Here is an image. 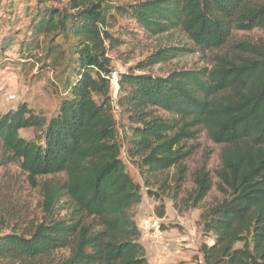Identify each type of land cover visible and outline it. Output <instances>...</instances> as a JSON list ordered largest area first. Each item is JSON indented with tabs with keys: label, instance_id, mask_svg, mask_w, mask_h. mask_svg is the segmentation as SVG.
<instances>
[{
	"label": "trees",
	"instance_id": "16d2710c",
	"mask_svg": "<svg viewBox=\"0 0 264 264\" xmlns=\"http://www.w3.org/2000/svg\"><path fill=\"white\" fill-rule=\"evenodd\" d=\"M53 1L60 6L38 9L31 34L48 41L45 56L65 76V96L48 120L24 103L0 113V167L14 164L31 180L64 174L66 181L42 185L39 224L0 231V264H39L62 250L69 256L55 264H148L131 214L141 189L126 171L122 150L147 189L165 187L161 176L173 169L179 186L191 153H182L181 143L199 128L222 146L215 175L223 198L201 214L202 235L212 238L199 249L203 262L264 264V49L235 43L209 67L145 74L180 55L168 48L117 74L115 103L129 123L123 143L111 109L107 55L124 43L112 31L115 15L145 34L180 30L200 50L222 51L234 31L264 33V0H133L113 6L115 15L100 0ZM27 47L19 50L22 56L31 52ZM29 129L35 140L19 136ZM192 182L198 205L212 179L201 168ZM67 209L69 216H61ZM156 214L163 218V207Z\"/></svg>",
	"mask_w": 264,
	"mask_h": 264
},
{
	"label": "rangeland",
	"instance_id": "374dc122",
	"mask_svg": "<svg viewBox=\"0 0 264 264\" xmlns=\"http://www.w3.org/2000/svg\"><path fill=\"white\" fill-rule=\"evenodd\" d=\"M99 1V0H95ZM106 12L113 14L112 7L125 5L133 0H100ZM43 5L60 6L53 0H0V113L15 109L24 103L35 113L50 119L57 113L62 94L60 70L51 65L45 56L47 40L34 39L31 23L37 10ZM112 31L122 43L108 52L112 74L110 77V96L112 114L116 122L118 139L123 143V132L129 124L126 116L115 103L118 93L117 74L125 73L129 68L144 61L151 54L165 49H180L178 57L168 62L146 68L145 74L165 77L173 71L201 69L210 66L214 55L231 50L235 43L246 42L264 49V33L255 29L249 32L234 31L222 51L200 50L180 30L151 36L139 29L134 21L115 15ZM124 33V34H123ZM134 33V34H133ZM54 42L60 41L55 39ZM28 46L31 52L22 56L20 49ZM141 74V72H136ZM64 95V96H63ZM157 115L169 119L170 114L158 111ZM125 129V130H124ZM19 136L26 140H35L36 133L22 130ZM222 146L213 143L203 128H199L193 139L181 143V152H191L182 162L185 176L179 186L174 180L176 169L161 176L168 180L165 187L144 186V179L125 158L122 150L121 160L133 181L140 186L141 202L131 210L133 220L140 231L139 244L145 250L148 264H204L201 245H211L212 238L202 235L201 214L219 203L223 196L217 190L216 171L221 167ZM201 168L209 172L212 189L198 205L191 199L194 184L193 175ZM64 174L39 177L31 180L27 173L14 164L0 167V231L10 229L29 230L39 224L42 217V185L65 184ZM160 181V183H161ZM150 193H156L151 196ZM62 203L69 207L67 200ZM163 207L164 216L159 219L157 211ZM61 216L69 211L62 210ZM21 229V230H20ZM69 256V251L54 253L39 264H55ZM19 264V262L8 263ZM37 264V263H36Z\"/></svg>",
	"mask_w": 264,
	"mask_h": 264
}]
</instances>
